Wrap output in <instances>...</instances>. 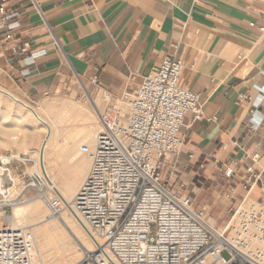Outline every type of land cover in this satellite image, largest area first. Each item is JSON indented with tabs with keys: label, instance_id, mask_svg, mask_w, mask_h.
<instances>
[{
	"label": "crops",
	"instance_id": "obj_1",
	"mask_svg": "<svg viewBox=\"0 0 264 264\" xmlns=\"http://www.w3.org/2000/svg\"><path fill=\"white\" fill-rule=\"evenodd\" d=\"M0 7L17 13L0 30V79L32 103L72 79L82 93L119 95L164 58L180 60L182 86L199 96L202 116H185L183 147L163 162L168 190L206 208L215 223H228L242 203H264V0H0Z\"/></svg>",
	"mask_w": 264,
	"mask_h": 264
},
{
	"label": "built area",
	"instance_id": "obj_2",
	"mask_svg": "<svg viewBox=\"0 0 264 264\" xmlns=\"http://www.w3.org/2000/svg\"><path fill=\"white\" fill-rule=\"evenodd\" d=\"M15 17L0 7V30ZM182 70L180 60L164 58L132 93L121 95L125 112L109 105L98 113L93 146L79 149L89 168L70 202L98 244L76 264H264V203H242L219 231L209 227L190 197L169 191L160 174L163 162L183 147L185 116H202L199 96L182 86ZM13 162L29 161L0 154V176L6 170L11 179ZM232 171L225 168L223 175L230 178ZM246 172L249 191L255 178L250 167ZM19 185L21 202L34 198L26 195L30 188L47 189L35 171L22 173ZM6 192L0 188V221L6 225L0 228V264H38L30 232L7 227L12 203ZM35 196L51 218L60 217L56 200Z\"/></svg>",
	"mask_w": 264,
	"mask_h": 264
},
{
	"label": "bare ground",
	"instance_id": "obj_3",
	"mask_svg": "<svg viewBox=\"0 0 264 264\" xmlns=\"http://www.w3.org/2000/svg\"><path fill=\"white\" fill-rule=\"evenodd\" d=\"M102 92L96 90L86 98L92 110H88L89 107L86 109L84 107L78 108L77 104H74L70 98L72 94L66 96L60 103H47L37 109L0 85V95L9 98L12 103L23 109L32 120L30 130L18 128L22 126L24 119L18 116L16 120L18 124L14 125L7 133L8 140L14 144H19V147L23 149V154H29L36 161L38 171H34L44 179L48 189L52 190L59 199L64 210L60 215L62 221L71 231L77 234V238L81 241L85 251H92L98 243L91 232L87 231L83 225V228L80 227V221L71 208L70 202L77 192L79 184L83 181L86 175V167L89 165V160L78 157L77 146L82 141H85L90 148L93 146L94 138L100 129L98 121L100 105L98 103L102 99H108L106 94ZM69 111H74L82 117L84 124L79 131H76L81 134L80 136L75 135L76 132L71 134V132L61 127L62 122H59L61 121L59 118L63 114L65 121L68 118ZM43 132L47 133V139L37 142L38 135ZM3 134H6V130L3 131ZM61 138L62 141L64 140V144H60ZM33 141L37 142L36 149H33L34 151L25 149L26 145ZM13 156L20 159L19 155ZM10 176L13 185L6 192L8 194L7 199L10 198L16 184L11 173ZM44 209L37 202L22 205L15 204L9 216L10 228H26L30 232L34 240L36 262L38 264L78 263L82 259L83 253L81 254L78 250H71L68 247V242L63 240L64 237L63 239L58 237L62 232L60 229L58 230V225L56 226ZM208 225L211 228L213 227L211 222Z\"/></svg>",
	"mask_w": 264,
	"mask_h": 264
},
{
	"label": "rangeland",
	"instance_id": "obj_4",
	"mask_svg": "<svg viewBox=\"0 0 264 264\" xmlns=\"http://www.w3.org/2000/svg\"><path fill=\"white\" fill-rule=\"evenodd\" d=\"M0 85L2 87H4V88L8 89L15 96H17L15 91H14V89L13 88H9L3 82L2 79H0ZM134 89L135 88H133V89H131L129 91L123 92V93H127V92L131 93V92L134 91ZM81 90H82V86L80 85V83L78 81L72 79L57 94H54L52 96H46L43 99H41L39 101H36L34 103L29 102V101H27L25 99H22V100L25 101L26 103H28L29 105H31V106H33V107L38 109V108L42 107L44 104H47V103H55V104L60 103V101L63 100L66 96H68L69 94H72L70 98H71V100H72V102L74 104H77L78 108L79 107H81V108L84 107L86 109V108L89 107L88 110H92L91 105H90L89 102H87L88 99H86V98L89 95H92L95 91L93 93H86V92L82 93ZM123 93H121L119 95H114V99H112V100H109L107 98L100 100L99 101L100 103H98V105H100L99 106L100 110H99L98 113H103L104 110L106 109V107L109 106V105L114 106V107L116 105V108H118V107L121 108L122 107L123 112H125L126 111L125 105L119 100ZM18 98H20V97H18ZM55 100H57V101H55ZM22 114H24V115H22ZM18 116L24 118V119L22 118L23 119L22 126H20L18 128H23V129H29L30 130L31 127H32L31 126L32 125V120H31L30 116L23 109H21L19 106H17L16 104L12 103L9 98L0 95V154L6 155V156L19 155L21 159H26V160L29 161V162H25L24 164H20L18 162H13L12 165L10 166L11 174L15 178L16 184H15V187H14L12 193H11V196H10L9 200L12 203V208H13V206L15 204L16 205H18V204L22 205V204H30L32 202L33 203L37 202L42 207V209L45 208L44 210H45L46 214H49V211H48L47 207L45 206V204L42 202V200L35 196V195L38 194V195L44 196L48 200L49 199L50 200H56L57 201V205L62 207L59 199L57 198V196L55 195V193L52 190L48 189V186H47V189L43 188L41 190H37L35 188H30L28 190V192L26 193V195L29 196V197H34V198H31L30 200H28L26 202H21L20 201L21 198L16 199V197H17V195H18V193L20 191L19 180L21 178V174L24 173L26 175H30V174H32L34 172V170L38 171V167L36 166L37 165L36 161L31 156H29V154H23V152H22L23 149H21L19 147V144H14V143H12V142H10L8 140L9 138L7 136V133L10 132L11 128L14 125L18 124V122H16V120L18 119ZM27 116H29V117L27 118ZM25 119L27 121L30 120L29 122H31V123H29V122L27 123V121H24ZM59 119L61 120L59 122L60 123L62 122L61 123V127L64 128L66 131L71 132V134L73 132L75 134L76 131H79L80 128H82V126L84 124V122L82 120V117L79 116V114H77L76 112L74 113V111L73 112L69 111L68 118L65 119L66 122L64 121L63 114H62V116H60ZM81 122H82V124H81ZM77 128H79V129H77ZM5 130H6V134L4 135L3 131H5ZM75 135L80 136L81 134L79 132H76ZM38 136H39L38 139H36L37 142H40V140H44V139L46 140L47 139V133L46 132L40 133ZM63 141H62V138H61L60 144H64ZM35 142L33 141L30 144H27L25 149H27L28 151H34L36 149V145H37V142H36V144H35ZM82 145H87V143L85 141H82V142H80L78 144V146H77L78 157L79 158H85L86 160H88L87 156L82 155L79 152V148ZM88 168H89V165L86 167L85 174H86ZM80 184H79V186H80ZM79 186H78V188H79ZM200 210H202L204 212V214H205L206 223L208 224V223L211 222L212 225H213L212 228H214L216 230H219V231L222 230L229 223V222L228 223H215L212 219H210L206 215V211H207L206 208L205 209L201 208ZM6 214H9V213L7 212ZM52 220L55 222L56 226L58 225L57 226L58 230L60 229V231L62 232L60 235H58V237L59 238L62 237L61 239H63V237H64L63 240H66V242H68V247L71 250L80 251L81 254L83 253L82 254V256H83L86 251H85V248L83 247L81 241L77 238V234L75 232L71 231V229L64 224V222L62 221L61 216L59 218H52ZM79 224H80V227L83 228L82 223L80 222ZM9 225H10V222H9V219H8L7 227L10 228ZM4 226H6V225H3L2 222L0 221V228H2ZM84 231H85V229H84ZM35 253H36V248H35Z\"/></svg>",
	"mask_w": 264,
	"mask_h": 264
},
{
	"label": "water",
	"instance_id": "obj_5",
	"mask_svg": "<svg viewBox=\"0 0 264 264\" xmlns=\"http://www.w3.org/2000/svg\"><path fill=\"white\" fill-rule=\"evenodd\" d=\"M12 186V180L9 177L8 171H3V174L0 176V188L4 191H7Z\"/></svg>",
	"mask_w": 264,
	"mask_h": 264
}]
</instances>
